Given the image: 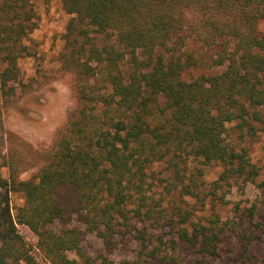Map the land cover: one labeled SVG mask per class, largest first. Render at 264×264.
<instances>
[{
    "label": "trees",
    "instance_id": "16d2710c",
    "mask_svg": "<svg viewBox=\"0 0 264 264\" xmlns=\"http://www.w3.org/2000/svg\"><path fill=\"white\" fill-rule=\"evenodd\" d=\"M59 1L70 17L47 58L31 37L34 0H0L1 106L66 74L75 102L30 177L27 157L0 143V264H212L233 242L250 263L264 200L228 196L246 183L264 192L250 154L264 139V0ZM207 67L222 69L182 78ZM9 193L23 203L13 208ZM89 234L104 251L85 250ZM130 240L134 258H109Z\"/></svg>",
    "mask_w": 264,
    "mask_h": 264
},
{
    "label": "rangeland",
    "instance_id": "374dc122",
    "mask_svg": "<svg viewBox=\"0 0 264 264\" xmlns=\"http://www.w3.org/2000/svg\"><path fill=\"white\" fill-rule=\"evenodd\" d=\"M34 6L38 14V25L31 37L39 42L40 50L49 58L56 54L62 46L61 34L70 14L62 8L59 0H34ZM261 28H264L263 23ZM214 53V49L207 51V58ZM20 65L25 76L33 73V58L21 60ZM221 69L222 67L188 69L182 73V78L189 80L201 74L207 75L218 72ZM72 81L73 76L66 74L23 95L7 108L2 107L0 102V143L4 149L16 147L27 157L30 163L29 168L21 174V178L30 177L47 161V152L56 132L65 122L75 104L70 90ZM250 154L257 164H264V139L262 137L250 145ZM156 170H161V168L157 166ZM220 170L221 167L217 165L208 167L205 178L207 180L215 179ZM2 173L6 176V169H3ZM9 197L10 205L13 208L23 203V196L20 193H9ZM228 197L234 201L240 200L242 204L248 206L256 200L261 206V200H264V192L257 189L253 184L246 183L242 189L234 187ZM17 230L29 244L33 246L36 244V235L26 225L18 224ZM232 246L235 251L231 252L222 248L220 255L212 261V264H244L239 257L241 248L235 245V242ZM83 247L90 254L104 251L102 241L94 234L87 236ZM139 247L138 242L130 240L127 250L115 249L109 254V258L116 263L122 259L134 258ZM254 252L255 257L248 264H255L262 259L264 245L258 246ZM35 255L39 261H42L41 254L35 253ZM70 256L73 257L74 255L70 254ZM190 258L195 259L199 256L191 255Z\"/></svg>",
    "mask_w": 264,
    "mask_h": 264
}]
</instances>
